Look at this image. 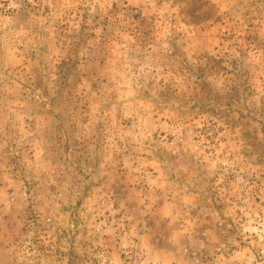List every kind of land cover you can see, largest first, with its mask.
Returning <instances> with one entry per match:
<instances>
[{"label": "rangeland", "instance_id": "rangeland-1", "mask_svg": "<svg viewBox=\"0 0 264 264\" xmlns=\"http://www.w3.org/2000/svg\"><path fill=\"white\" fill-rule=\"evenodd\" d=\"M0 264H264V0H0Z\"/></svg>", "mask_w": 264, "mask_h": 264}]
</instances>
